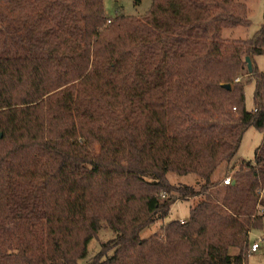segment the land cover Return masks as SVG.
I'll return each instance as SVG.
<instances>
[{
	"label": "trees",
	"instance_id": "16d2710c",
	"mask_svg": "<svg viewBox=\"0 0 264 264\" xmlns=\"http://www.w3.org/2000/svg\"><path fill=\"white\" fill-rule=\"evenodd\" d=\"M240 27L232 0H153L113 19L103 0H0V264H80L102 224L114 238L87 264H246L264 136L230 185L214 177L249 127L264 135V6L254 36L222 38ZM194 198L158 248L141 237Z\"/></svg>",
	"mask_w": 264,
	"mask_h": 264
},
{
	"label": "rangeland",
	"instance_id": "374dc122",
	"mask_svg": "<svg viewBox=\"0 0 264 264\" xmlns=\"http://www.w3.org/2000/svg\"><path fill=\"white\" fill-rule=\"evenodd\" d=\"M153 0H141L135 5L132 0H103L105 15L109 19H113L118 15L126 17L141 18L147 15L151 8ZM234 3L242 4L246 10L249 27H240L222 32V38L226 40H246L254 36L259 30L263 20L264 0H232ZM255 62L260 70L263 69V59L255 58ZM249 77L237 78L234 81L244 83L243 92L245 98V108L251 111L253 107L252 97L254 93V83L247 82ZM263 133L253 127H249L243 134L237 153L230 161L229 165H222L215 173L214 180L222 182L227 176L232 177L242 163L253 161L255 151L261 145ZM170 183L175 184H193L192 176L178 177L173 174L168 175ZM199 199L194 198L189 201H178L170 209L168 215L151 225L141 234L148 245L158 248L163 242L161 227L170 222H186L189 217L190 207L197 203ZM114 235L104 224L101 225L96 237H94L87 246V257L80 261V264H87L91 258L96 256L100 251L101 245L113 239ZM264 238V220L260 230L252 231L250 234V244L256 240ZM110 254V253H109ZM229 254H236L235 249H231ZM246 264H264V242L260 244L259 249L255 253H250L247 257Z\"/></svg>",
	"mask_w": 264,
	"mask_h": 264
},
{
	"label": "built area",
	"instance_id": "2783aa9c",
	"mask_svg": "<svg viewBox=\"0 0 264 264\" xmlns=\"http://www.w3.org/2000/svg\"><path fill=\"white\" fill-rule=\"evenodd\" d=\"M235 82H238V80H236ZM222 184L224 186H228L231 184V177L227 176L223 181H222ZM181 223H185V222H181ZM264 242V238L262 239H259V240H256L255 242H253L252 244H250L249 246V252L250 253H255L259 247H260V244Z\"/></svg>",
	"mask_w": 264,
	"mask_h": 264
},
{
	"label": "water",
	"instance_id": "95a60500",
	"mask_svg": "<svg viewBox=\"0 0 264 264\" xmlns=\"http://www.w3.org/2000/svg\"><path fill=\"white\" fill-rule=\"evenodd\" d=\"M245 63H246V67H247L248 73H251L252 64H251V61H250V59L248 57L245 58ZM222 88L225 89V90H229L230 86L229 85H222ZM0 138H1V135H0Z\"/></svg>",
	"mask_w": 264,
	"mask_h": 264
},
{
	"label": "crops",
	"instance_id": "0c3cea01",
	"mask_svg": "<svg viewBox=\"0 0 264 264\" xmlns=\"http://www.w3.org/2000/svg\"><path fill=\"white\" fill-rule=\"evenodd\" d=\"M257 252V251H256Z\"/></svg>",
	"mask_w": 264,
	"mask_h": 264
}]
</instances>
